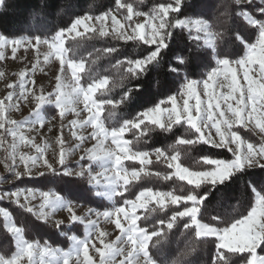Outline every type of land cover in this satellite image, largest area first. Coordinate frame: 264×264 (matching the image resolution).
I'll return each mask as SVG.
<instances>
[{"label":"snow or ice","instance_id":"obj_1","mask_svg":"<svg viewBox=\"0 0 264 264\" xmlns=\"http://www.w3.org/2000/svg\"><path fill=\"white\" fill-rule=\"evenodd\" d=\"M114 5V10L101 15H74L69 26L49 36L42 37L38 30L27 38H10L0 33V49L11 47L15 53L18 47L24 46L39 52V46L46 45L45 62L54 56L60 62L61 72L66 65L70 73L71 82L57 75L55 90L47 96L32 92L36 104L31 124L43 127L44 105H53L61 121L68 113L79 118L83 111L89 115L70 123L74 128L90 127V138L96 141L92 148L86 149L90 163L77 171L65 166L74 151L66 150L62 138L58 137L56 143L60 150L56 163L61 166L58 169L45 158L48 145L36 144L34 138L25 135L28 121L6 118L9 110L18 107L11 103L13 93L9 92L0 100V130L12 137L10 150L5 149L7 155L3 160L6 171L14 173L17 180L31 177L33 168H45L62 180L86 177L88 191L97 197L98 205L97 210L89 208L85 216H78L71 192L69 198L55 192H41L39 209L29 206V197L35 198L32 190L24 196L23 204L19 203L21 190L0 193V199L14 198L25 212L44 224L57 212L67 211L66 238L70 242L65 251L48 241H30L25 237V228L17 226L9 212L0 211L3 227L14 242L10 255L0 253V264H71L73 260L75 264H162L152 249H158L181 223L192 237L185 255L195 251L197 242H211L216 248L214 264H264V255L257 251L264 250V0H226L220 6L223 20L209 19L202 11L180 15L186 7H194L186 5L185 0L154 4L146 12L138 10L130 0H114ZM5 6L6 0H0V8ZM141 16L143 23L133 22V17ZM176 30L187 34L188 43L174 49L172 38ZM245 32L254 40L248 39ZM89 33V39H114L140 47L136 57L116 60L113 67L120 72L118 80L94 67L103 56L117 53L115 47L97 49V55L91 60L69 56L71 50L65 47L66 38L71 36L79 46L76 38ZM226 45L232 46L231 53L224 52ZM35 68L33 65V71ZM20 76V99H27L24 72ZM176 83H179L176 94L152 102L131 118L117 119L118 109L127 110L142 98L146 99L145 93L153 87L165 92ZM7 87L12 89L14 85ZM115 88L121 90L119 99L110 95ZM180 129L182 134L167 148L140 147L148 143L152 133L175 135ZM241 129L259 135L260 142L245 138ZM129 132L132 139L125 138ZM72 134L81 144L86 139L75 131ZM108 141L111 146H107ZM3 142L0 136V145ZM201 145L227 150L231 158L208 154L197 157L195 167L182 163L183 154ZM23 146L31 147L36 154L20 152ZM153 156L157 164H164L171 171H150L148 166L153 164ZM80 159L84 160L85 156ZM125 161L133 162L132 166H126ZM137 163L139 168L135 167ZM20 164L23 171L17 170ZM94 164L100 171L93 170ZM38 175L44 176L45 172ZM152 177L165 182L175 178L181 182L179 191L142 186L137 190L145 178ZM241 180L246 182L245 193L249 190L251 193L246 215H212L205 221L209 198L217 193L220 199L234 197L233 186ZM65 182L73 183L71 179ZM116 197L121 200L117 201ZM105 200L111 203L110 207L104 205ZM139 210L143 213L138 214ZM93 214L96 219L91 218ZM101 218L119 231L114 241H108L109 233L99 227ZM63 223L55 221L57 229ZM79 225L84 229L83 238L72 234ZM90 246L98 261L90 255Z\"/></svg>","mask_w":264,"mask_h":264},{"label":"trees","instance_id":"obj_2","mask_svg":"<svg viewBox=\"0 0 264 264\" xmlns=\"http://www.w3.org/2000/svg\"><path fill=\"white\" fill-rule=\"evenodd\" d=\"M136 8L140 11H149L154 4L161 2H168V0H130ZM226 0H185L186 5H192L193 8H185L180 15H189L192 12H204L209 19L215 20L219 17L223 20L224 17L221 15L222 7ZM114 0H6V6L0 8V33H3L10 38H16L21 36H32L40 34L42 37L49 36L54 33L55 30L65 28L69 26L70 21L74 15H83L89 13L93 16L101 15L106 11L114 10ZM69 8H72L68 10ZM65 10L61 13L60 11ZM30 16V19H26ZM33 20V21H32ZM33 22V26L28 27L26 24ZM19 26L18 29H14ZM22 29H21V27ZM249 31H252L249 29ZM91 33L85 36L77 37L79 40V46L73 39H67L65 47L70 49L69 56L75 55L77 58L83 56L89 60L95 58L97 55V49H103L106 46L115 47L118 49L117 53L111 54V56H103L97 64L94 66L97 71L112 76L114 79H119L120 72L113 67L117 59H124L125 57H136L140 52V47L135 45L133 42L125 43L124 41H117L114 39H102L95 38L89 39ZM245 36L250 40H254V37L249 36L248 32L244 33ZM188 43L187 34L181 33L180 30H176L174 37L172 38V46L175 49L177 46L184 47ZM147 47V46H144ZM242 48V45L240 46ZM232 46L226 45L224 48L225 53H231ZM92 53L90 57L88 54ZM242 54V52L240 53ZM107 70V72H105ZM203 71V70H201ZM183 75V73L181 74ZM83 82V81H82ZM179 90V83H176L171 89L165 92H159L155 87L150 92L145 93V98H142L140 102L132 105L129 109L121 111L117 110V119L124 117L131 118L136 112L143 110L146 106H151L152 102H159L160 99H166L167 96L176 94ZM121 90L115 88L110 95L119 99ZM107 115V113H105ZM241 134L245 138L247 134L241 129ZM183 129H180L173 134H150V138L147 144H141L140 147L151 150L153 147L167 148L169 144H172L176 139V136L182 134ZM244 132V133H243ZM126 139H132V133L126 134ZM252 142L255 139L250 138ZM219 155L220 158H231V154L224 149H213L207 145H201L198 149H192L186 154L182 155V163L186 166L195 167V160L197 157L202 155ZM150 171H171L167 169L164 164H157L153 161L152 165L148 166ZM257 171H259L257 169ZM71 179L73 183H66L65 180ZM180 183L173 178L171 181L157 180L155 177L145 178L139 187H152L159 190H172L175 188L179 191ZM245 181H238L234 185L235 195L234 197L226 200L227 204L224 205L220 202L217 193L211 196L206 202V211L204 220H210L212 215H221L225 217L239 216L240 214L247 213L249 209V197L251 195L250 190L245 193ZM187 187V185H185ZM15 189H35L39 192H55L59 195H63L65 198H69V193H72V199L74 203H87L89 206L98 209L96 203L97 197L88 191L89 185L85 183V180L79 178H64L62 180L59 176L53 177L51 174L44 175L39 178H26L19 179L13 187ZM127 195V193H126ZM120 201V197L115 198ZM225 200V199H224ZM104 205L110 207L111 204L104 201ZM0 209H3L12 216L13 221L17 226L25 228V237L30 241H48L53 247L65 248L68 241L66 233L68 228L61 227L51 231L48 225L42 224L34 219L30 213L25 212L20 206L14 203H7L0 200ZM103 210V208H99ZM139 223V222H138ZM214 223V222H213ZM151 227V225H149ZM81 230L79 226L73 229L72 234H80ZM192 237L186 232L181 223L178 227L174 228L166 240L162 242L160 246L152 249L154 257L161 261L162 264H214V257L216 256V248L214 243L199 244L196 243L195 251H189L185 255V251L189 249ZM14 251V245L12 237L3 227V219L0 217V253L10 255ZM221 252L224 250L221 249ZM258 254L264 255V250L258 249ZM231 256V254H228ZM246 255V254H245ZM234 258V257H232ZM223 264V262H221Z\"/></svg>","mask_w":264,"mask_h":264},{"label":"rangeland","instance_id":"obj_3","mask_svg":"<svg viewBox=\"0 0 264 264\" xmlns=\"http://www.w3.org/2000/svg\"><path fill=\"white\" fill-rule=\"evenodd\" d=\"M141 1V0H138ZM170 2V0H168ZM72 8H69L70 10ZM65 10L60 11L61 13ZM30 16H27L26 19H30ZM120 17H118L119 19ZM33 21V20H32ZM134 23H143L144 17H133ZM26 26L31 27L33 26V22H30L26 24ZM99 27V25H96ZM107 26L109 29L111 28V21L109 20L107 22ZM21 27V26H20ZM19 26H16L14 29H18ZM22 29V27H21ZM83 31V29H81ZM130 31V29H129ZM21 37H29V36H21ZM13 38V37H12ZM15 38V37H14ZM20 38V37H16ZM67 39H72L71 36H68ZM65 40V42H66ZM33 43H35L33 41ZM40 51L37 52V50L33 47H27L24 46L18 47L16 52H12V48H4L0 49V52H2V57H0V100H3L6 95H8L9 92L13 93V100L11 101L12 104L18 105V107H14L13 109L9 110L5 115L6 118L16 120L17 122L22 121H28V123L25 125V135L28 138H34L36 144H47L48 148L45 153V158L49 160L50 163H53L55 167L58 169L61 167L59 164L56 163V159H58V154L60 147L57 145L56 140L58 137H61L63 140V147L66 150L74 151V154L65 162V166L68 168L75 169L77 171L80 170L81 166L87 167L90 163L88 161L86 149L92 148L93 145L96 144V141L92 140L90 138L91 128L85 127L83 129L81 128H74L70 121L73 119H83L86 118L89 114L86 112L81 111V116L78 118L74 116L71 113L66 114L64 119L61 121L58 114H56V110L53 105H44L42 110V115L45 117V123L43 127H41L39 124L32 125L31 120L34 119V117L31 116V113L35 109L36 101L33 99L32 92H35L36 95H40L43 93L45 96L49 92H53L55 90L56 85V76L60 75L63 79L66 80V82H71L70 73L67 71V66L65 65L64 72H61L60 70V62L55 59V57H51L47 62L44 60V53L48 51L46 45H40L39 46ZM33 65H36L35 70L33 71ZM24 72V88H25V95L27 99H20V92H21V76L20 73ZM240 81L243 83V75L240 76ZM8 84H13L14 87L12 89H9L7 87ZM223 91H227V89H223ZM203 94V88L201 87V95ZM203 98V95H202ZM6 103H8L6 101ZM182 103V101H181ZM190 103H194V101H191ZM79 108L82 110L83 105H80ZM54 117V118H53ZM30 129V130H29ZM243 130V129H242ZM73 131L76 132L77 135H82L86 139L81 144L80 141L76 140L73 136ZM247 137L254 138L255 142H260V136L255 135L252 133H249L245 130H243ZM243 132V133H244ZM214 134V130H213ZM0 136H3V144L0 145V179H2V182H0V193H3L4 191H15V190H21L22 195L20 197V204L24 203V196L28 195V190H32L35 194V198L29 197V206H32L36 209H39V206L41 204V197L39 191L35 189H24V188H11L14 186V184L17 183V179L15 178L14 173H8L4 167V157L7 155L5 152L6 148H9L12 143V137L7 136L2 133V130H0ZM77 145H79V148H77ZM107 146H111V142H107ZM234 147V146H233ZM20 152H23L28 155H35L36 153L31 147L23 146L19 149ZM227 151V150H226ZM230 153V152H229ZM231 154V153H230ZM232 155V154H231ZM81 156H85L84 160H81ZM153 161L155 160V156L152 157ZM9 163L11 164V160H9ZM17 163L19 164V159L17 156ZM126 166H132L133 162L131 161H125L124 162ZM135 167L139 168V164H135ZM18 171H23V165L20 164ZM94 171H100V169L97 167V165H93ZM33 175L31 177L23 176L21 179L26 178H39L42 177L38 175L39 172L43 171L45 172V175L50 174L47 172V169L45 168H33ZM76 178V177H72ZM85 183H87V178L85 177ZM218 198L221 203L224 205L227 204L226 199H220V195H218ZM1 201L7 202V203H14L15 205H18L14 198H8L4 197L0 199ZM106 201V200H105ZM108 202V201H106ZM110 203V202H108ZM77 206L75 207L76 214L78 216H85L88 212L89 208H92L93 210H97L94 207L89 206V204L85 203H75ZM111 204V203H110ZM0 211H5L3 209H0ZM143 210H139L138 214H142ZM92 219H96L95 215L93 214L91 216ZM36 220V218L34 217ZM61 220L64 223L61 225V227L68 228V213L67 211H59L57 212L46 224L50 228L51 231L56 230L57 227L55 225V221ZM38 221V220H37ZM42 224H44L41 221H38ZM99 227L107 231L109 233L108 237L106 238L108 241H114L116 236L119 235V231L115 229V226L110 223H106L103 218L99 221ZM79 228L81 230L80 234L78 236L80 238H83L85 233L82 225H79ZM13 241V239H12ZM68 241V240H67ZM14 245V242H13ZM70 246V242L68 241L65 248H63L65 251L68 250ZM97 247H99V243L97 242ZM90 255L93 256L95 260L98 261L99 257L98 255L91 250L90 246ZM83 258L81 257V260ZM71 264H75V261L73 260Z\"/></svg>","mask_w":264,"mask_h":264}]
</instances>
